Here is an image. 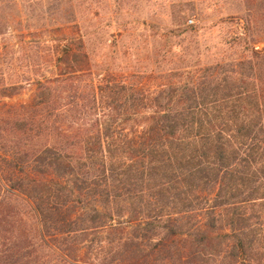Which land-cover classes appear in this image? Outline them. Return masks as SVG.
Instances as JSON below:
<instances>
[{"label":"trees","instance_id":"16d2710c","mask_svg":"<svg viewBox=\"0 0 264 264\" xmlns=\"http://www.w3.org/2000/svg\"><path fill=\"white\" fill-rule=\"evenodd\" d=\"M61 39L32 99L0 110V264H263L257 53L147 87Z\"/></svg>","mask_w":264,"mask_h":264},{"label":"rangeland","instance_id":"374dc122","mask_svg":"<svg viewBox=\"0 0 264 264\" xmlns=\"http://www.w3.org/2000/svg\"><path fill=\"white\" fill-rule=\"evenodd\" d=\"M65 33L84 37L90 58L97 56L94 72L107 66L147 87L255 52L264 87V0H0V110L28 103L35 80L55 72Z\"/></svg>","mask_w":264,"mask_h":264}]
</instances>
